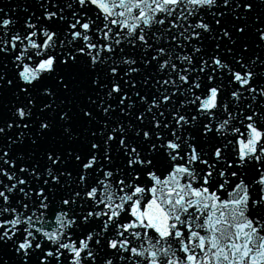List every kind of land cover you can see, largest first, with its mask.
I'll return each mask as SVG.
<instances>
[{
	"label": "snow or ice",
	"instance_id": "snow-or-ice-1",
	"mask_svg": "<svg viewBox=\"0 0 264 264\" xmlns=\"http://www.w3.org/2000/svg\"><path fill=\"white\" fill-rule=\"evenodd\" d=\"M0 264H264V0H4Z\"/></svg>",
	"mask_w": 264,
	"mask_h": 264
},
{
	"label": "water",
	"instance_id": "water-1",
	"mask_svg": "<svg viewBox=\"0 0 264 264\" xmlns=\"http://www.w3.org/2000/svg\"><path fill=\"white\" fill-rule=\"evenodd\" d=\"M13 2H14V0H13ZM3 3H4V0H0V6H2Z\"/></svg>",
	"mask_w": 264,
	"mask_h": 264
}]
</instances>
